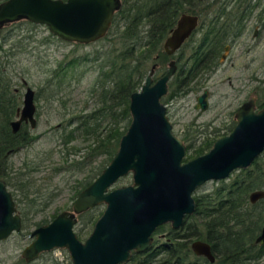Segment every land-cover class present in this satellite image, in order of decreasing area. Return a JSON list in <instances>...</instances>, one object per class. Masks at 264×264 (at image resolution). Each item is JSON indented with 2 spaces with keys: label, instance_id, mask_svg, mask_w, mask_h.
Masks as SVG:
<instances>
[{
  "label": "water",
  "instance_id": "water-1",
  "mask_svg": "<svg viewBox=\"0 0 264 264\" xmlns=\"http://www.w3.org/2000/svg\"><path fill=\"white\" fill-rule=\"evenodd\" d=\"M120 0H1L0 27L20 19L47 25L60 39L89 43L105 34ZM197 14L183 12L164 41L172 52L198 24ZM175 70L174 60L153 84L152 69L143 84L130 95L132 115L121 136L118 151L102 172L84 187L73 203V211L59 212L48 223L31 231L34 237L22 250L31 261L41 252L66 247L72 264H116L128 258L130 250L145 249L153 228L164 220L174 226L182 222L183 213L194 209L191 192L205 180L226 177L236 167H245L264 149V106L257 112L247 102L236 112L233 130L217 138L208 152L183 164L184 144L172 131L160 97L167 91V81ZM23 82H27L23 79ZM35 90L27 86L17 117L10 121L13 132L22 122L36 125ZM206 92L198 96L203 108ZM133 171L135 185L108 190L116 178ZM264 196V189L250 193L251 201ZM104 201L106 206L91 233L82 241L74 231L76 214ZM22 219L15 199L0 177V240L19 231ZM254 242L264 244V224ZM193 247L211 260L210 245L196 241Z\"/></svg>",
  "mask_w": 264,
  "mask_h": 264
},
{
  "label": "rangeland",
  "instance_id": "rangeland-1",
  "mask_svg": "<svg viewBox=\"0 0 264 264\" xmlns=\"http://www.w3.org/2000/svg\"><path fill=\"white\" fill-rule=\"evenodd\" d=\"M242 1L241 7H246L247 13L245 27L242 34L234 42H230L231 49L227 57L220 59L216 70L209 77L201 79L203 82L193 91L187 95L173 96L167 102L175 133L181 135L186 126L193 130L205 128L204 123L208 121L220 127L219 133L229 131L235 119V109L245 94L264 85V0ZM0 29L3 34L11 36V39L4 42V47L15 45L7 49L14 53L8 57L10 62L7 67L13 76L11 86L19 88L20 104L25 90L23 79L37 94V125L31 128L28 124L29 130L37 137L27 146L14 150L9 155L12 170L16 172L26 171L31 165L36 166V169L27 171L32 184L29 197L34 196L35 202L26 206L18 201L19 195L15 194L17 206L27 211L26 225L6 239L0 240V264H55L49 256H54L62 264H71L65 247L46 251L29 262L24 260L21 253L24 246L31 241L29 232L37 225L36 222L50 219L61 210L71 209L76 190L82 187L80 182L93 178L102 161V156H98L83 169L73 165L75 161L84 158L94 139L81 134L75 128V118L72 122L68 118L95 106V97L90 93L91 85L98 74V63L94 55L101 48L111 45L110 42L115 39L106 38L77 44L58 38L50 32L47 25L28 19L10 22ZM114 46L117 47L118 42ZM73 57H78V60L63 68L65 72L62 82L57 85L55 70L60 63L64 64ZM208 72L203 71L202 75H207ZM202 87L210 90V106L206 111L194 109L195 90L200 91ZM72 128L75 129L74 135L69 138L68 133ZM194 134H197L196 130ZM127 182H130V177H123L114 185ZM221 184V180H210L201 185L197 192L212 191ZM8 189L15 193L11 183H8ZM44 202H47L45 207ZM87 217L88 213L78 215L74 226L76 232H81L82 239L93 227Z\"/></svg>",
  "mask_w": 264,
  "mask_h": 264
},
{
  "label": "trees",
  "instance_id": "trees-1",
  "mask_svg": "<svg viewBox=\"0 0 264 264\" xmlns=\"http://www.w3.org/2000/svg\"><path fill=\"white\" fill-rule=\"evenodd\" d=\"M191 1L150 0L141 6L138 11L145 13L146 16L147 8L144 7L148 3L151 6L149 11L154 14L150 16V22L152 23L151 32L155 34L154 36L137 35V26L142 22V19L132 21L133 15L128 9L127 22L120 30L121 34L117 35L118 29L116 28L114 31L117 40L113 44L118 42V46L115 48L111 44L101 48V51H96L94 58L98 63V74L90 88V93L95 97V106L84 113L68 118V121L72 122L75 118L77 121L75 128L80 130L81 134L94 139L86 156L92 158L100 154L102 167L115 152L121 135L130 123V95L142 84L154 53H157L159 69L164 67L168 56L162 50L163 37L167 33L168 27L175 22L178 13L188 9L198 13L205 21L207 17H212L204 12L206 9L204 3L207 0H197L196 7L187 8ZM213 30V27H209L197 42L198 52L194 61L197 66L195 65L191 71L196 67L207 69L215 63V58L223 48L226 36L222 34L223 31ZM10 37L3 34L0 29V176L11 180L12 177H18L20 180L18 187L21 189L22 195L20 201L25 205H30L32 200L26 190L27 183L30 182L27 171L36 169V166L31 165L26 171L19 170L16 175L10 174L13 170L8 150L27 146L37 137L29 130L28 124H23L15 133L11 131L9 124L16 108L21 103L20 92H15L11 86L13 76L7 67L10 62L8 57L11 53L14 54L7 49L15 46L11 44L8 48L4 47V42L11 39ZM77 60L78 57H73L64 64L60 63L54 73L57 85L62 82L65 72L63 68L74 64ZM188 76H190V72ZM188 76L181 75V78L190 80L191 78H187ZM74 131V128L70 129L69 138L74 135ZM200 149L198 147L197 151ZM80 162L77 164L78 168H82L83 164L80 165ZM26 165L29 166L27 162ZM263 184L264 155L257 158L250 168L239 170L228 182H223L212 191L196 196L197 209L206 219L203 223L206 232L203 235L212 242L217 254V259L212 264H244L248 259L255 261L264 257V245H249V242L259 232L264 206L260 207L258 204L250 203L247 196L250 190ZM93 214L94 211L89 212L90 217ZM46 221L48 219H44L42 222ZM178 253V251L174 252L161 264H211L201 259L187 260ZM49 259L55 264H62L54 256H49Z\"/></svg>",
  "mask_w": 264,
  "mask_h": 264
},
{
  "label": "flooded vegetation",
  "instance_id": "flooded-vegetation-1",
  "mask_svg": "<svg viewBox=\"0 0 264 264\" xmlns=\"http://www.w3.org/2000/svg\"><path fill=\"white\" fill-rule=\"evenodd\" d=\"M148 1H150V0H120L121 5L119 8L115 9L113 16H112L110 26L108 27L107 31L105 32V34L103 36L96 39L95 41L101 40V39H106V38L111 39V40L115 39V41H116L117 36L115 35L114 31L116 29H118L117 35L121 34L122 31H120V30L123 29V27L125 26V24L127 22L126 14H128V9H130V13L133 15L132 21H134V20L138 21L139 18L142 19V22H140L137 26V30H138L137 35H140V36L141 35H145V36L153 35L154 36L155 34L153 32H151V24L152 23L150 22V16L152 14H154V13H151V11H149L150 10L149 8H151V6L148 3L147 6L144 7V8H147V10H146L147 16L145 13L138 11L139 8H141V6H143ZM168 1L171 2V0H168ZM241 2H243V1L242 0H237V1H235V0H207L204 3V6L206 8L205 13L207 15L212 16V17H207V19L205 21V20H203V18L198 13H194V12L186 9V10L180 11L176 17L175 22L171 26L168 27L167 33L163 37V41H162V50L168 56V58L166 59V61L164 63V67H163V69H159L160 65H159V60H157V58H158L157 53H154L153 57H152V61L149 64V69H148L147 73L152 69L153 73H152L151 84H153L154 81L167 70V68L169 66V61L174 60V62H175V70H174L173 74L171 75V77L169 78V80L167 81V91L160 97V102L165 106V114L168 117L170 122H171V120L169 118V107H167V102L169 101V99L173 96L176 97V96H181V95H187L190 91H193V89L197 88V86H199L201 84V82H203V81H201V79H205L207 76L209 77L210 73L216 70V68L219 65L220 59L224 60L227 57V55L229 54L228 52L231 49L230 42H234L237 39V37H239L242 34L244 27H245L244 21L247 18V16H246L247 13H246V7H241V4H242ZM197 4H198L197 0H192L191 3L189 5H187V8L192 7V6L196 7ZM217 8H219V10H217ZM183 12L197 14L199 17L198 24L196 25L195 28H193L191 33L185 38V40L181 43V45L178 48H176L172 52H167L164 48V41L167 38V36L171 33V30L176 25L178 18L180 17V15ZM209 27H213L214 28L213 31H216V30L223 31L222 34H224L226 36L223 48L220 50L217 58H215V61H214L215 63L213 65L209 66L207 69L206 68L199 69L196 67L193 71H191V69L196 65L194 61H195L196 53L198 52V43L197 42L199 41L203 32H205ZM216 34H218V33H216ZM95 41H92V42H95ZM113 42L114 41H111L110 44H112L113 47L116 48V46H114ZM76 43H79V42H76ZM89 43H91V42H89ZM81 44H84V43H81ZM108 46H110V45H108ZM103 48H105V47H103ZM166 63H167V65H166ZM207 70L209 71L207 73V75H202L203 71H207ZM189 72H190V76H188ZM147 73H146V75H147ZM180 74L184 75V76H188L187 78H191V79L190 80H184L183 77L181 78ZM146 75H145V77H146ZM200 75H202V76L200 77ZM145 77H144V79H145ZM143 82H144V80H143ZM143 82H142V84H143ZM229 82L231 83V79H229ZM23 83L25 84V89H26L28 84H27V82L26 83L23 82ZM141 85H140V87H141ZM13 89L15 92H19L18 87H13ZM195 91H196V93H195L194 109H196L198 111H206L210 106V102H209L210 90L207 87H202V89H200V91H197V90H195ZM204 92H206L205 108H203L198 101V96L202 95ZM36 96H37V94L35 92L34 100H35ZM22 99H23V97H22ZM245 102H247L249 105H252L253 110L255 112H257L259 109H261L264 106V85L260 86V88L255 87L254 92H252V93L250 92V93L245 94L240 105H238L237 108L235 109V112H234L235 119H234L233 124L230 126L231 128L229 131L219 133L220 127L212 125V123L210 121H208V122L204 123L205 128L195 129L197 134H194L195 130H193L191 127L186 126V128H184V130L182 131V133L180 135L178 133H175V131L173 129V124L171 122L173 133L178 138L181 139L182 143L185 146L184 147V155L181 159V164H183V163H185V162H187L193 158H196L197 156H199L201 154L208 152V150L212 147L214 141L217 138L229 134L233 130L235 125L237 124V120H238V118L236 116L237 109L242 104H244ZM129 103H130V101H129ZM18 107L16 108L15 114L10 119V121L17 117ZM129 111H130V109H129ZM35 113H36V111H35ZM130 117L132 119L131 113H130ZM10 121H9V124H10ZM130 122H131V120H130ZM23 124H29V123L28 122H22L21 126ZM36 125H37V122H36ZM21 126H20V128H21ZM128 126H127V128H128ZM34 127H31V128H34ZM127 128H126V130H127ZM126 130H125V132H126ZM11 131H12V128H11ZM119 142H120V139H119ZM22 147H20V148H22ZM198 147L201 148L199 151H197ZM20 148H17V149L10 148L8 150V153L10 154V152H12L14 150H18ZM118 148H119V143H118V146H117L115 152L113 153V155L109 159V161H107V162L105 161V163H104L105 165L103 167L101 166V163L99 166H97L98 169H97L95 175L93 176V178L84 180L83 182L82 181L80 182V184L82 183V187L78 188L76 190L75 199L77 198L79 192L84 187H86L91 181H93L102 172V170L108 165L110 160L113 158L115 153L118 151ZM263 155H264V149L261 152H259L253 158V160L250 162V164H248L247 166H245V167L241 166V167L233 168L226 177H222L219 179L210 178V179L205 180L202 184L198 185L191 192V197L193 198L194 203H195L194 209L190 212L185 211L183 213L181 224H179L178 226H174L172 224V220H164L161 223H158L153 228V230L151 231V233L149 235L150 236V243L148 244V246L145 249L137 250L135 248H132L130 250V254H129L128 258L124 261H119L116 264H128V263H131V264H144V263L145 264H161L162 262L165 261V259L168 258V256L172 255L176 251H178L180 254H182L183 257H185L187 260L196 261L197 259H201V260H206L208 263H211V264L214 263L217 259V254L214 251L212 242L210 240L206 239L203 235L206 232L205 225L203 224L206 219L203 218L202 213L199 212V210L197 209V202H196V196L197 195H199L200 193H206L209 191H203V192L198 193L197 189L201 185H204L206 182H208L210 180H213V181L214 180L215 181L221 180L222 183L228 182L230 179H232L236 175V173L239 170L250 168L253 165V163L255 162V160H257V158H259L260 156H263ZM98 156H100V154H98L92 158H89L88 156L85 155L84 158L79 160V161H81L80 165L83 164L82 168L77 167V164L79 161H75L73 165H75L78 169H83L89 162H92V160H95L96 157H98ZM11 172H14V174L16 175V173L18 171L16 172L13 170ZM11 172H10V174H11ZM123 177H130V182L115 186L114 184H116L117 181L123 179ZM1 178L6 183L7 188H8V183H11L15 188V193H14V191L13 192L11 191V193L13 195V198L15 199L17 212L20 214L21 219H22V226H21V229H22V228H24L23 224L26 225L27 211L25 209H21L20 207H18L17 202H16L17 199H16L15 194L19 195V197H17V198H18V201L21 202L20 201V198H21L20 196H22L20 193L21 189H19V187H18V184H20V180L18 177H14L15 178L14 182L10 178L9 179L3 178V177H1ZM29 181L30 182L27 183L26 190L30 194V192H31L30 187L32 185L31 179ZM130 184L135 185L132 170H129L127 173L118 176L116 178V180L108 186V190L115 188V187L122 186V185H130ZM255 189H264V184L259 186V187L254 188L248 192V194H247L248 201L252 204H258L260 207L264 206V196L259 197L255 201H251L250 193ZM30 198L32 200L30 205H33L35 202V197L32 196ZM75 199H74V201H75ZM74 201H73V203H74ZM46 203L47 202H44L43 207H45ZM73 203H72L71 209H64V210L73 211ZM26 206H28V205H26ZM105 206H106V203L104 201H102V202H99V203L77 213L75 216L78 220V215L88 213V216H89V212L94 211V214L92 215L93 217L92 216L91 217L89 216V218L87 217V221H91L93 223V227H94V224H95L97 218L102 214ZM101 207H103V208H101ZM34 210H36V209H33V211ZM64 210H61L60 212H62ZM58 213H54L52 215V218L48 219V221H46V222L37 221L36 222L37 225L32 230H34L37 226L48 223ZM23 217H25V219H23ZM77 220H76V222H77ZM263 224H264V215H263L262 220H261L259 232L254 237V239L249 242V245H251V246L264 245V244H261L259 242H254L255 238L260 234L262 227H263ZM74 226H73V228H74ZM93 227H92V229H93ZM92 229H91V231H92ZM31 231L29 232V236H30ZM74 231H75V229H74ZM91 231H90V233H91ZM75 233L77 234L79 239L82 241L90 234L89 233L85 238L82 239L81 238L82 234H79L76 231H75ZM33 238L34 237L32 236L31 240ZM196 241L206 242L210 245L211 253L214 256L213 260H211L206 254L201 253V252H197L195 250V248L193 247V244ZM167 247H168V249H167ZM44 252H46V251H44ZM44 252H41L39 254V256H41ZM37 258H35V259H37ZM35 259H33V260H35ZM33 260H31V261H33ZM247 261L244 262V264H264V257H261L255 261L254 260H249L248 262ZM27 262H29V261H27ZM71 264H72V261H71Z\"/></svg>",
  "mask_w": 264,
  "mask_h": 264
}]
</instances>
